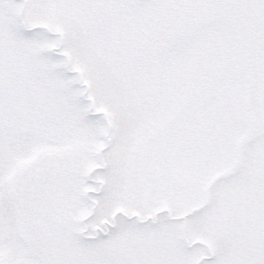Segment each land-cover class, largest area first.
<instances>
[{
  "label": "snow or ice",
  "instance_id": "snow-or-ice-1",
  "mask_svg": "<svg viewBox=\"0 0 264 264\" xmlns=\"http://www.w3.org/2000/svg\"><path fill=\"white\" fill-rule=\"evenodd\" d=\"M0 264H264V0H0Z\"/></svg>",
  "mask_w": 264,
  "mask_h": 264
}]
</instances>
